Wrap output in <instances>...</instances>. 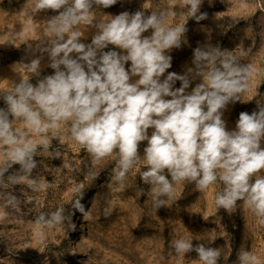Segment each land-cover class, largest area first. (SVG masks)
I'll use <instances>...</instances> for the list:
<instances>
[{
  "label": "clouds",
  "instance_id": "clouds-1",
  "mask_svg": "<svg viewBox=\"0 0 264 264\" xmlns=\"http://www.w3.org/2000/svg\"><path fill=\"white\" fill-rule=\"evenodd\" d=\"M202 2L185 0L197 21L206 18L200 13ZM116 3L34 0L35 12L55 14L48 20L50 36L26 44L31 58L20 62L36 83L21 80L14 93L0 97L5 104L0 107V143L7 146L11 164L28 176L38 166L37 146L13 127L14 118H23L42 138L50 128L71 121V137L94 161L117 153L115 180L122 182L138 164L146 165L140 178L149 185L154 209L173 196L176 182L194 183L203 191L219 180L223 188L216 194L217 207L231 213L242 200L264 225V175L257 176L264 171V105L240 112L231 130L223 119L228 105L248 89L255 69L208 42L193 50L183 73L169 72V53L181 47L186 24L166 26L165 11H122L107 21L93 16L94 7ZM81 24L94 30L89 43L81 39ZM45 57L53 71L42 75ZM7 181L15 185L17 177L10 173ZM60 211L52 214L54 220L62 219ZM42 219L43 214L37 222ZM171 248L177 254L195 251L204 264L220 259L216 248L194 246L191 239H177ZM237 260L258 264L250 251L239 252Z\"/></svg>",
  "mask_w": 264,
  "mask_h": 264
},
{
  "label": "rangeland",
  "instance_id": "rangeland-1",
  "mask_svg": "<svg viewBox=\"0 0 264 264\" xmlns=\"http://www.w3.org/2000/svg\"><path fill=\"white\" fill-rule=\"evenodd\" d=\"M33 3L0 0V97L14 93L21 80L36 83L37 77L20 62L31 58L26 44L50 36L48 20L55 13L35 12ZM137 10L165 11L166 26L186 24L181 47L169 53V72L183 73L191 65L193 50L208 42L255 69L248 89L224 112L229 130L240 112L251 113L257 103L264 105V0H203L200 13L206 18L199 21L188 13L185 0H117L108 8L94 7L92 14L107 21L111 15ZM80 31L81 39L89 43L94 30L81 24ZM47 63L45 57L42 75L53 71ZM0 107H5L2 98ZM70 123L61 122L42 138L44 134L28 129L23 118L12 120L13 127L26 132L37 146L38 166L30 176L11 164L7 146L0 143V264H204L195 251L177 254L171 248L177 239L216 248L218 264H238L241 251L252 252L258 264H264V225L242 200L231 213L217 207L222 182L203 191L194 183L176 182L173 196L162 198L164 206L156 210L149 185L140 178L146 165L138 164L122 182L115 180L117 153L94 161L71 137ZM10 173L17 177L15 185L7 181ZM57 209L59 221L52 215ZM73 222V242L67 243Z\"/></svg>",
  "mask_w": 264,
  "mask_h": 264
},
{
  "label": "bare ground",
  "instance_id": "bare-ground-1",
  "mask_svg": "<svg viewBox=\"0 0 264 264\" xmlns=\"http://www.w3.org/2000/svg\"><path fill=\"white\" fill-rule=\"evenodd\" d=\"M75 230L76 229H75L74 222H73V223H71L70 228H69V230L67 232V235H66V241H67V243L68 242H70V243L73 242V236L75 234Z\"/></svg>",
  "mask_w": 264,
  "mask_h": 264
}]
</instances>
